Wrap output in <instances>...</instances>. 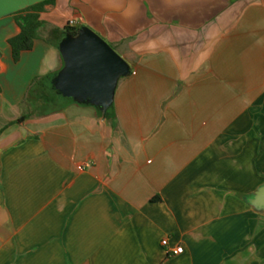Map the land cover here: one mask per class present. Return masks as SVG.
<instances>
[{
    "label": "crops",
    "instance_id": "obj_1",
    "mask_svg": "<svg viewBox=\"0 0 264 264\" xmlns=\"http://www.w3.org/2000/svg\"><path fill=\"white\" fill-rule=\"evenodd\" d=\"M42 1L0 0V264H264V0H50L14 62ZM72 18L131 67L106 117L52 87Z\"/></svg>",
    "mask_w": 264,
    "mask_h": 264
},
{
    "label": "water",
    "instance_id": "obj_2",
    "mask_svg": "<svg viewBox=\"0 0 264 264\" xmlns=\"http://www.w3.org/2000/svg\"><path fill=\"white\" fill-rule=\"evenodd\" d=\"M59 50L64 66L53 77L52 87L63 97L97 107L106 117L117 83L131 73L130 65L87 26L80 27L76 35L67 33ZM253 203L264 207V185L255 193Z\"/></svg>",
    "mask_w": 264,
    "mask_h": 264
},
{
    "label": "trees",
    "instance_id": "obj_3",
    "mask_svg": "<svg viewBox=\"0 0 264 264\" xmlns=\"http://www.w3.org/2000/svg\"><path fill=\"white\" fill-rule=\"evenodd\" d=\"M49 2L50 0L42 1L14 14V19L20 28V32L17 35L8 39V43L11 46L12 58L14 62H18L20 60L22 52L31 50L33 48V43L35 39L39 37L40 29L44 24V22L40 19V13L43 11L44 6ZM77 31L78 29L70 28L68 26H66L64 29V33H69L72 35H76ZM37 84L38 79L33 83L31 90H34L35 88L33 87ZM110 112L111 110H109L107 114L110 115ZM26 118V115H22L15 121L9 122L7 125L0 129V134L12 124L23 123Z\"/></svg>",
    "mask_w": 264,
    "mask_h": 264
},
{
    "label": "built area",
    "instance_id": "obj_4",
    "mask_svg": "<svg viewBox=\"0 0 264 264\" xmlns=\"http://www.w3.org/2000/svg\"><path fill=\"white\" fill-rule=\"evenodd\" d=\"M77 25H78V21H77V19H74V18L68 19L67 24H66V26H68L70 28H76ZM162 245L167 246L168 240L164 239L162 241ZM170 252L172 255H178V254H181L183 252V248L181 246L176 245V246L170 248Z\"/></svg>",
    "mask_w": 264,
    "mask_h": 264
},
{
    "label": "rangeland",
    "instance_id": "obj_5",
    "mask_svg": "<svg viewBox=\"0 0 264 264\" xmlns=\"http://www.w3.org/2000/svg\"><path fill=\"white\" fill-rule=\"evenodd\" d=\"M115 50V49H114ZM116 51V50H115ZM118 53V51H116ZM119 54V53H118ZM35 90V89H34Z\"/></svg>",
    "mask_w": 264,
    "mask_h": 264
}]
</instances>
